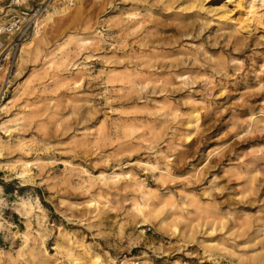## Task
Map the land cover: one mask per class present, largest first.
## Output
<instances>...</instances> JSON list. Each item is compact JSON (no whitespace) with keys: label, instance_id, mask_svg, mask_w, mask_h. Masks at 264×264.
I'll use <instances>...</instances> for the list:
<instances>
[{"label":"rangeland","instance_id":"rangeland-1","mask_svg":"<svg viewBox=\"0 0 264 264\" xmlns=\"http://www.w3.org/2000/svg\"><path fill=\"white\" fill-rule=\"evenodd\" d=\"M44 1L0 0V22ZM256 2L50 0L0 49V264H264Z\"/></svg>","mask_w":264,"mask_h":264},{"label":"built area","instance_id":"built-area-1","mask_svg":"<svg viewBox=\"0 0 264 264\" xmlns=\"http://www.w3.org/2000/svg\"><path fill=\"white\" fill-rule=\"evenodd\" d=\"M24 0H11L10 5L19 6L22 4ZM50 0H45L40 5H38L28 17L26 24H24V20L27 18L28 12H22V14L13 13V8H9L8 12H10V19L7 22H0V49L3 47L13 48L14 46H18L20 42L26 39V37L30 34L31 28L36 27L41 16L48 10L50 6ZM24 3V2H23ZM34 24V25H33ZM11 36L13 39L8 41ZM4 39V40H3ZM0 56L2 52H0ZM8 55L4 59L7 62L5 74L3 79L0 81V103L6 97L7 90L9 88V83L11 81V73L14 67V62H10V56ZM2 58H0L1 62Z\"/></svg>","mask_w":264,"mask_h":264},{"label":"bare ground","instance_id":"bare-ground-1","mask_svg":"<svg viewBox=\"0 0 264 264\" xmlns=\"http://www.w3.org/2000/svg\"><path fill=\"white\" fill-rule=\"evenodd\" d=\"M219 1L220 0H204V2H206L207 4H209V5H213V4H217V3H219ZM241 1H246V5H247V2H250L251 0H241ZM242 3V2H241ZM204 4V3H203ZM243 5V4H242ZM241 5V6H242ZM249 7V6H248ZM254 9V11L256 12V11H260V10H264V0H257V2H256V5H255V7L253 8ZM258 13H260V12H258ZM263 15V14H262ZM261 15V16H262ZM257 17V16H256ZM261 18V17H260ZM258 19H259V17H258ZM258 19H256V20H258ZM37 35H39V31L37 32ZM4 40V39H3ZM80 44L82 45V46H86V45H90V44H92V41L91 40H89V39H86V40H81L80 41ZM26 50L24 49V48H22V53L23 52H25ZM21 57V56H20ZM10 103V102H9ZM9 103H7V104H9ZM7 106V105H6ZM5 124V123H4ZM23 142V141H22ZM3 140L0 138V148H1V146L3 145ZM26 165L27 166H29L30 165V162H26ZM16 173H17V176H19V177H21V178H23V179H25L26 177V172H24L23 170H16L15 171ZM110 174H112V173H110ZM121 177V175L120 174H116V173H113L112 175H110V179L112 180V181H115V180H118L119 178ZM101 180H103L104 182L105 181H107L108 180V177L107 176H105V175H102L101 176ZM108 182V181H107ZM148 200H149V198H146V200L144 201V203L143 204H141V203H136L135 204V210L137 211V212H142V208L144 209L145 207L147 208V206H148ZM36 202L38 203V205L40 206V201H39V199H36ZM21 208H17L19 211H23L24 213H25V215L26 216H28L29 214H31V212H32V210L33 209H35V206H34V204H33V202L30 200V199H27V200H25L24 199V201L21 203ZM144 211V210H143ZM23 235H24V237H25V241H24V244H23V246H21V248L17 251V252H19V253H21V252H24V249H26L27 247H29V241H30V226H28V228H27V230L26 231H24L23 233H22ZM35 241H36V243H38V246L39 247H43V250L40 252L39 250H37L36 248H35V246L34 247H32L31 248V252L33 253V258H37V256H39L40 255V253L42 254H47L48 253V250L45 248V239H44V236H43V234H42V238H36L35 239ZM36 245V244H35ZM37 246V247H38ZM87 251L89 252V255L91 256L90 258H91V261H92V264H103V262H102V258L98 255V254H93L94 252H92V250H91V248H87ZM19 256V255H18ZM141 264H144V263H141Z\"/></svg>","mask_w":264,"mask_h":264}]
</instances>
